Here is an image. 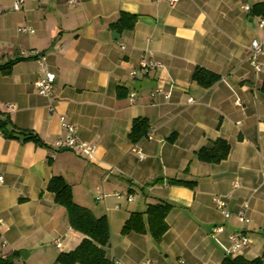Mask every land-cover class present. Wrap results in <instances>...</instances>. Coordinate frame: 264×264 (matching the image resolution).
<instances>
[{
    "label": "crops",
    "instance_id": "0c3cea01",
    "mask_svg": "<svg viewBox=\"0 0 264 264\" xmlns=\"http://www.w3.org/2000/svg\"><path fill=\"white\" fill-rule=\"evenodd\" d=\"M14 1L0 0V63L21 58L0 72V120L36 132L43 144L0 133V255L60 264L59 253L79 244L83 234L47 189L58 175L77 204L106 217L109 264H220L232 255L231 233L249 237L236 254L264 261V54L259 71L248 60L264 30L242 8L264 0H24L18 10ZM121 12L137 19L117 32L111 24ZM31 51L55 73L53 113L36 89L43 72ZM141 58L161 67L132 77ZM196 66L220 79L200 86L191 77ZM136 117L147 118L152 134L133 142ZM62 120L97 146L92 157L55 144L65 135ZM217 138L229 142L228 156L199 160L196 150ZM158 199L172 204L159 242L148 232L121 233L132 211ZM244 204L248 220L237 214Z\"/></svg>",
    "mask_w": 264,
    "mask_h": 264
},
{
    "label": "trees",
    "instance_id": "16d2710c",
    "mask_svg": "<svg viewBox=\"0 0 264 264\" xmlns=\"http://www.w3.org/2000/svg\"><path fill=\"white\" fill-rule=\"evenodd\" d=\"M252 16H264V2H258L250 7ZM136 15L121 12L118 19L111 24L117 32L131 29L136 22ZM21 58L10 59L3 64L0 63V72L9 74L13 64ZM193 80L202 87H209L220 79V76L206 68L196 66L191 74ZM9 119L0 120V133L7 138L23 137V140H32L43 144L36 132L28 129L16 128L9 125ZM149 128L145 117H136L132 120L128 133L130 141L136 142L144 136ZM230 152V144L223 138H217L210 147L201 146L196 150L197 158L208 163H218L225 159ZM156 182V181H154ZM168 182L191 186V182L180 179L169 178ZM47 189L54 194L55 202L65 208L70 226L83 234L79 244L70 251L60 252L57 262L60 264H109L105 256V247L109 245L110 233L105 216H95L88 208L77 204L72 197V189L61 176H52L47 184ZM172 204L164 200H156L147 203L144 211H132L125 220L121 233L129 232L149 233L159 242L168 228L166 215ZM15 254L0 255V264H15ZM220 264H264L261 257L248 260L239 254L226 255Z\"/></svg>",
    "mask_w": 264,
    "mask_h": 264
},
{
    "label": "built area",
    "instance_id": "2783aa9c",
    "mask_svg": "<svg viewBox=\"0 0 264 264\" xmlns=\"http://www.w3.org/2000/svg\"><path fill=\"white\" fill-rule=\"evenodd\" d=\"M24 0H15L12 4V8L14 10H18L21 7V4L23 3ZM73 1V0H71ZM170 5H174L175 3H177L178 0H167ZM242 8L246 11H250V6L247 4H244L242 6ZM1 12V11H0ZM258 26L264 30V16H260L258 18ZM21 30H26L27 28H20ZM31 55L35 56L41 66V70L43 72V76H41L40 78H38L35 81V86L36 89L38 91V93L42 96H45L47 98H49L50 100V104H49V112L53 113L55 110L54 107V103L52 100V96H53V90H54V79H55V73L48 71L45 66H44V60L45 57L42 53L37 52V51H31L30 52ZM260 54H264V37H262V39L259 41L257 39H253L250 43V52H249V56H248V60L250 65L256 70L259 71L261 69V64L259 62V56ZM161 67V64L156 61L153 60L152 58H141V60L138 63L137 67L131 68L130 69V75L132 77H136L139 73H144V72H148L149 70L152 69H158ZM162 91V88L160 85L156 86V88H154V90L151 92V95H154L156 92H160ZM165 96L169 97L170 93L169 92H165ZM134 97V93L131 92L130 93V98L133 99ZM188 103H192L193 102V98L190 97L187 100ZM62 119V118H61ZM62 127L63 130L65 131V135L63 137H61L60 139L57 140V142L55 144H57L59 147L61 146H65L69 149H72L84 156L87 157H92V155H94L97 146L95 144H90L86 141L81 140L76 134H75V128L73 126V124H71L68 121L62 120ZM152 134L151 131H147V133L145 134L146 137H150ZM140 155V154H139ZM3 175L0 173V183L3 182ZM116 198H121V193L120 192H115L114 193ZM127 200L130 201L132 200V196L131 195H127L126 196ZM216 205L217 207L221 210L222 214L225 217H228L230 215L229 210L225 207V203L223 202V200H221L220 198H218L216 200ZM116 208L119 207L118 204L115 205ZM246 208H247V204H244L242 206V208H240L237 212V214L240 216V218L244 219V220H248V218H246ZM222 230L221 226H215V228H213V231H219ZM229 241L230 244L226 249V252L228 254H236L238 253L241 248L248 243L249 241V237L247 234L245 233H231L229 235ZM56 245H60V243L58 242V240L56 241ZM181 264H184V262H181Z\"/></svg>",
    "mask_w": 264,
    "mask_h": 264
},
{
    "label": "water",
    "instance_id": "95a60500",
    "mask_svg": "<svg viewBox=\"0 0 264 264\" xmlns=\"http://www.w3.org/2000/svg\"><path fill=\"white\" fill-rule=\"evenodd\" d=\"M21 254L23 255L24 253H23V252H21Z\"/></svg>",
    "mask_w": 264,
    "mask_h": 264
}]
</instances>
